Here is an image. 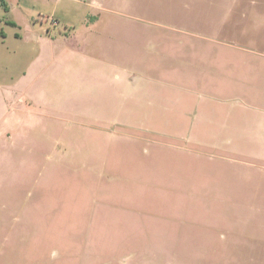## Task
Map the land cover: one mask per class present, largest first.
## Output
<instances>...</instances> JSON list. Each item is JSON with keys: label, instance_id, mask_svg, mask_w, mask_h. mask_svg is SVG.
Listing matches in <instances>:
<instances>
[{"label": "rangeland", "instance_id": "374dc122", "mask_svg": "<svg viewBox=\"0 0 264 264\" xmlns=\"http://www.w3.org/2000/svg\"><path fill=\"white\" fill-rule=\"evenodd\" d=\"M19 1L20 8L7 0L9 13L0 0V264H264L259 164L188 161L179 138L170 143L148 134H181L175 121L196 136L208 133L197 116L184 119L178 108L148 103L156 91H144L138 106L125 99L119 74L109 75L99 51L85 56L91 47L80 36L64 43L75 55L60 50L45 58L44 70L41 62L31 71L40 53L26 41L31 25L39 34L47 29L41 17L55 18L52 31L63 37L84 34L98 17L110 37L135 32L142 41L167 36L187 43L221 37L263 49L264 0L248 17L243 0H104V12L89 0ZM131 22L155 25L120 30ZM145 60L142 70L149 71L159 59ZM182 62L192 67L197 59ZM136 65L120 59L123 68ZM158 79L151 88L165 83ZM26 85L24 99L36 101L25 104L31 115L18 104ZM161 98L179 105V93ZM6 100L16 117L6 119Z\"/></svg>", "mask_w": 264, "mask_h": 264}, {"label": "crops", "instance_id": "0c3cea01", "mask_svg": "<svg viewBox=\"0 0 264 264\" xmlns=\"http://www.w3.org/2000/svg\"><path fill=\"white\" fill-rule=\"evenodd\" d=\"M1 1L5 10L10 13V4L7 0ZM234 1L238 2V0ZM241 2H243L241 5H245L244 15L246 17L249 16L250 8L260 7L259 0H243ZM18 3L20 8L21 1L18 0ZM86 5L96 11L104 12L106 10L104 0H89ZM41 21V24L44 23V26L47 27L46 30L39 34L31 25L26 35V41L29 40L34 43L39 48L38 53H40L37 57V64L31 71L41 62L40 69L44 70L45 58L52 61L60 50L75 55L74 49L67 47L64 43L69 42V39L72 40L70 36L72 38L73 36H80L79 38L87 41V46L91 47V50L84 52L85 56L97 54L99 51L104 58V67L109 71V75L112 77V73L119 74L116 81L119 82V88L124 92L125 99H131L138 106L144 91L151 94L156 91L155 96L147 100L148 103L157 104L162 108L165 106L174 112L179 109L184 119H189L190 116L195 115L205 125L209 126L208 133H197L196 136L192 128L185 126L182 122L179 124L175 121V126L183 129L181 134L177 131L155 132L148 134L150 138L164 139L170 143L173 142L174 138H179L186 147L188 153L186 159L188 161L196 159V162L202 163L201 159H209L218 165L219 162L223 163L220 166L230 164L235 166L239 163V165L251 166L255 169L257 167L255 165L259 164L261 170L257 171L264 175V48H251L249 43H246L247 40L238 43L236 40L221 37L202 36L201 39H194L188 43L179 42L178 39L167 36H161L159 39L150 36L151 39H143L142 41L135 39V32L129 33L125 37L126 39L120 32H116L114 37H110L104 30V20L100 21L98 17L87 22L83 29L84 34L81 35L80 32L73 35L71 32V35L67 34L68 36L63 37L52 31L54 27L59 26V22L55 18L44 16L41 17ZM6 23L20 27L15 21H6ZM145 24L131 22L122 25L120 30L128 27L135 31L138 26L143 27L144 30L146 28L150 30V27L155 25L152 23ZM1 35H5L4 31H1ZM16 36L21 38V35ZM172 46L177 48H168ZM189 47L191 50H188ZM149 56H155L159 60L154 65L155 67L149 71L142 70V67L148 66L150 63L145 60ZM121 57L124 61L133 63L139 61L141 65H136L137 68L135 69L123 68L120 66ZM183 57L188 58V60L197 59V64H191L192 67L186 66L187 64H183L185 61L182 62ZM252 58L257 60L253 61ZM166 62L170 65H166ZM227 62H229L228 66H226ZM226 67L229 69L226 70ZM118 69H121L122 72H119ZM160 77L165 79V83L159 88H151L152 83L156 82L155 85L159 83L158 78ZM104 78L109 80L107 76ZM30 89L31 85L24 86L18 99L20 109L25 110L28 115H31L33 110L25 107V104L29 106L36 104L33 98L32 100L29 99L30 101L24 99L25 94H29ZM9 91H13L14 94L13 89ZM174 93L180 95L178 106L166 103L161 98V96L165 97ZM13 94H11L12 97ZM226 95L228 96L226 97ZM230 96H234L233 102H230L233 99ZM202 97L208 102L214 103L200 104ZM5 103L8 109L6 119L9 116L11 118L16 117L17 110L12 108V104L8 105V100ZM184 104H191V106L186 108ZM172 123L170 120L168 124ZM255 159H259L261 163ZM108 181L113 180L109 179ZM108 181L106 184L109 185ZM185 187L187 192L191 190L187 185ZM215 199L223 200L221 196L216 194ZM102 255V259H104V252Z\"/></svg>", "mask_w": 264, "mask_h": 264}]
</instances>
